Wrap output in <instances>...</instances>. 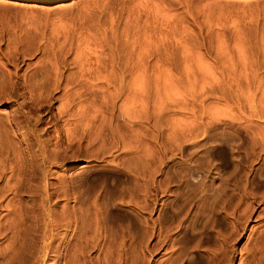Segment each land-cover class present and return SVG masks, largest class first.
<instances>
[{"label":"rangeland","instance_id":"obj_1","mask_svg":"<svg viewBox=\"0 0 264 264\" xmlns=\"http://www.w3.org/2000/svg\"><path fill=\"white\" fill-rule=\"evenodd\" d=\"M135 23L140 117L75 56ZM0 264H264V0H0Z\"/></svg>","mask_w":264,"mask_h":264},{"label":"bare ground","instance_id":"obj_2","mask_svg":"<svg viewBox=\"0 0 264 264\" xmlns=\"http://www.w3.org/2000/svg\"><path fill=\"white\" fill-rule=\"evenodd\" d=\"M54 12L55 11H53V13ZM46 16H47V13H46L45 17ZM31 18H32V21H34L36 19L35 21L37 22V24L40 23L39 21L44 20V18H42L41 16L40 17L32 16V17H30V19ZM46 20H48V19L46 18ZM32 21L31 20L29 21L30 27L33 26ZM36 22H34V26L37 25ZM136 24L137 23H135V25ZM133 25H132V30L129 29V27L131 28L130 25H129V27H128V25H126L127 26L125 28L126 30H124V33L122 35L117 32L116 28H114L113 25H112L113 29L110 32V34L103 33L102 35H100V34H97L98 31H96L97 33L94 31L96 34H94L92 36H90V35L89 36L88 35L82 36V34H81V38L84 37L83 38L84 41H81V43L82 42L83 43L81 45L80 44L78 45L79 46V47H77L78 49L77 48L75 49V50H77L75 56L77 58L76 60L79 64L81 70L83 71L82 74L84 76H86V75L92 74V72L95 71V75L99 80L104 81L110 85H112V84L114 85L113 86L114 89L112 90V92H114V90H115L114 95L117 96V98L119 97L118 95L125 90L124 87H125L126 81H128L127 78L129 76V74H128L129 69H130L131 65H134L136 68L134 81L137 82L136 85H137L138 91L135 90L131 93V96L132 97L134 96L133 98L131 96H130L131 98L128 97L129 96L128 93H127L128 96L125 93L127 98L124 95L123 100L125 99V102L123 101V104L126 106V107H124L125 111L126 110L129 111L130 109L131 110L133 109L132 110V111H134L133 114L136 113L137 115H139L138 117H140V116H142V115H140L141 112L142 111L145 112V102H144L145 98L143 99V97H145V95H143V94L145 93V91H144L145 79H146L145 76H146V67H147V63H148V57H147L145 49H146V45L148 43H146V40H145V37H146L145 33L147 32V30L145 32L144 29H142V27H140L141 26L140 24H139L140 26L134 25L135 27H133ZM24 27H25V29H27L29 26H27V28H26V26H24ZM24 27L22 28V30L24 29ZM96 29H98V28H96ZM20 34H22V33L20 32ZM66 36H65V38H66ZM68 36H69V34H68ZM68 36H67V38H68ZM78 36H79V34L77 35V37ZM78 39H80V38H78ZM63 41L65 42L66 40H63ZM242 57H244V56H242ZM93 69H95V70H93ZM213 77H216V76L213 75ZM237 78H238L237 74L233 75V79L236 80L234 82H235L237 88H240V85L237 82L238 81ZM251 80H254V77H252ZM112 92H111L112 95L110 94L111 99L113 100V101L111 100L112 101L111 104H113L115 101L113 99V98H115V96L113 97ZM133 93L134 94L138 93L139 95L136 94V96L138 95V97H136ZM132 99L134 100V102L132 101ZM137 108H139V109L141 108L144 110H142L140 112L141 109L139 110ZM128 111H127V113L129 114ZM131 112H130V114H132ZM139 112H140V114H139Z\"/></svg>","mask_w":264,"mask_h":264}]
</instances>
